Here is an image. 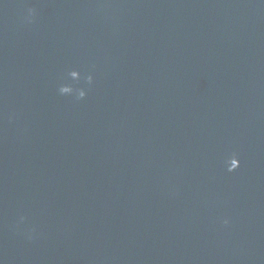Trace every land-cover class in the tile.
Segmentation results:
<instances>
[{"label":"water","instance_id":"1","mask_svg":"<svg viewBox=\"0 0 264 264\" xmlns=\"http://www.w3.org/2000/svg\"><path fill=\"white\" fill-rule=\"evenodd\" d=\"M0 264H264V0H0Z\"/></svg>","mask_w":264,"mask_h":264},{"label":"clouds","instance_id":"2","mask_svg":"<svg viewBox=\"0 0 264 264\" xmlns=\"http://www.w3.org/2000/svg\"><path fill=\"white\" fill-rule=\"evenodd\" d=\"M36 16V10L33 7L27 8L26 14L24 16V20L28 23H31ZM67 76H69L72 80L79 82L80 80H84L87 85H92L94 82V77L91 72H88L84 75H82L81 71L77 68H72L67 72ZM57 92L61 96H72L76 100H81L87 96V89L85 87H79V88H73L71 85L67 83H61L59 84L57 88ZM240 166V159L233 154L230 156L227 160V170L229 172H232L236 170ZM27 219L26 216H20L18 224H23L25 220ZM222 223L224 225H228L230 223V220L228 218H224ZM35 232V229H30L25 233L26 237L28 239L33 238V233Z\"/></svg>","mask_w":264,"mask_h":264}]
</instances>
